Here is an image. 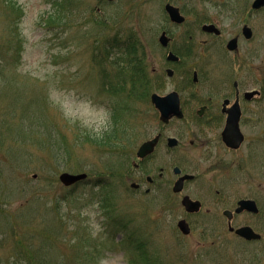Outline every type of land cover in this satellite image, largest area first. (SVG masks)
<instances>
[{"label": "rangeland", "instance_id": "obj_1", "mask_svg": "<svg viewBox=\"0 0 264 264\" xmlns=\"http://www.w3.org/2000/svg\"><path fill=\"white\" fill-rule=\"evenodd\" d=\"M168 1L70 0L54 5L50 0H0V264H27L23 248L31 264H140L127 234L108 226L115 217L128 221L131 241L145 243L148 257L159 264H264V9L251 13L253 0H180L176 6L186 24L174 27L163 11ZM243 17L253 29V40L241 38L237 55L219 56ZM100 18L105 23L97 27ZM203 18L218 26L219 38L200 31L196 21ZM163 30L172 39L170 46L184 45L189 35L193 43L192 56L172 78L165 73L172 66L157 42ZM130 43L141 48L148 78L160 79L159 94L179 91L185 110V119L165 130L180 140V147L169 157L162 145L140 171L132 169V160L123 163L111 154L108 143L113 151L129 142L136 150L161 131L149 102L136 101L131 114L122 113L116 139L96 142L112 127L113 112L120 117L121 104L112 110L111 99L98 88L100 80L113 79L118 67L127 66L124 47ZM228 62L236 63L235 69L239 63L251 65L255 79L233 69L230 75ZM184 69L204 74L196 94L212 98L218 110L231 95L234 80L242 90L263 89L253 103H241L245 141L240 149L229 151L218 141L223 123L206 135L205 147L188 146L191 117L199 104L183 91ZM177 163L196 175L181 194L171 192L176 179L171 167ZM64 172L87 173L90 182L64 187L59 181ZM146 176L154 178L153 185ZM133 182L141 188L130 189ZM105 190L113 203L110 211L102 205ZM183 195L201 201L202 210L186 214ZM242 198L254 199L261 210L256 217L234 218L235 224L247 223L262 235L249 246L236 244L242 242L227 231L222 216ZM180 219L190 225L187 236L177 229Z\"/></svg>", "mask_w": 264, "mask_h": 264}, {"label": "water", "instance_id": "obj_2", "mask_svg": "<svg viewBox=\"0 0 264 264\" xmlns=\"http://www.w3.org/2000/svg\"><path fill=\"white\" fill-rule=\"evenodd\" d=\"M263 6H264V0H255V2L253 3V7L256 9H259ZM166 11L168 12V14H169V16L173 22L178 23V24L183 22L184 19H183V17L180 16L178 9H176L170 5H167ZM203 29L206 31H209V32H214L215 34H219V31L214 26H211V25L210 26H204ZM244 34H245L246 38L249 39L251 37L252 33H251L250 29H245ZM160 41H161L162 45L167 44V39L164 36V34L160 38ZM236 46H237L236 40H232L228 44V48L230 50H234L236 48ZM168 59L177 60V58L175 56H173L172 54L169 55ZM255 94H257V92L246 93L245 96L247 99H251ZM151 100H152V103L154 104V106L160 111V114H161L160 119L163 122H168V120L173 116H176L178 118L182 117V112L180 110V100H179V96L176 92L170 93L169 95H167L165 97H160V96L154 94V95H152ZM239 118H240V109H239L238 103L236 102L235 105L229 111L228 118L226 121V126H225V129H224L223 134H222L224 142L228 146H231L233 148L239 147L240 143L243 141V136L241 135V133L239 131V125H238ZM157 140H158L157 138H154L151 141L144 143L139 148V150L137 152V156L139 158H145L146 156L151 154L154 150V147L157 143ZM176 145H177V141L175 139L169 140V146L173 147ZM175 172L179 173V170L175 169ZM85 177H86V175H84V174H82V175H71L68 173H63L60 176V180L62 181V183L64 185L68 186V185H71V184L78 182L79 180L84 179ZM184 179H192V176H185L184 178H181L176 183V185L174 187V191L178 192L182 189V183H183ZM182 204L184 205V207L186 208V210L188 212H195L199 209V206H200L199 202H193L188 197L183 199ZM239 206L240 207L237 209V212H241L243 209H247V210L252 211L254 213L257 212L256 205L252 201H241V202H239ZM178 226L184 234L189 233V229H188V226L185 223V221L179 222ZM236 233L239 234L240 236L248 239V240L260 238V236L256 233H254L250 228L239 229L236 231Z\"/></svg>", "mask_w": 264, "mask_h": 264}, {"label": "flooded vegetation", "instance_id": "obj_3", "mask_svg": "<svg viewBox=\"0 0 264 264\" xmlns=\"http://www.w3.org/2000/svg\"><path fill=\"white\" fill-rule=\"evenodd\" d=\"M242 21L244 24L246 22V18L243 17ZM241 29H242V26H241ZM241 29L239 31H241ZM227 53H229V52H227ZM237 90H238L239 96H240V93H242V92L240 91L239 84L237 83V88L234 87V84H233V92H232L233 97H236ZM225 99L230 100V98H225ZM225 99H223V101ZM230 103H231V101H230ZM221 107H222V105H221ZM198 109L203 110V112L201 113V115H198V113L200 111L196 110L194 115L192 116L191 122H190L191 126L193 127V134H192V138L189 140V146L192 148H194L195 144H197L200 148L205 147L206 144L209 142V140L206 137V134L212 132L213 131L212 126H218L220 124V121H224V118H225V114L222 112V108H220V111H218V109L216 108V106L213 103L212 98H208V99L204 100L199 105ZM164 133H166V132H164ZM160 135H161V139L159 142L160 147L164 144V147H165V149H163L164 154H165V156L168 155L170 157V155L173 153V150H170L169 148L167 149L168 136H166L165 134L163 136L162 133H160ZM148 160H144V161L147 162ZM146 162L140 163L137 169L138 170L142 169Z\"/></svg>", "mask_w": 264, "mask_h": 264}, {"label": "trees", "instance_id": "obj_4", "mask_svg": "<svg viewBox=\"0 0 264 264\" xmlns=\"http://www.w3.org/2000/svg\"><path fill=\"white\" fill-rule=\"evenodd\" d=\"M50 2L54 5H57L58 3L62 2L64 4H69L70 0H50ZM134 68H136V65L134 64L133 66ZM130 80L134 81V82H139V81H145V78L143 76V72L133 69V74H131ZM135 84L136 83H132L131 84V88L132 90L135 89ZM114 127H116V121H114ZM116 135V128H113L111 132H109L107 135H105L104 138H102V140L100 141L102 144H105L107 142H109V140H111V138H114ZM115 153H117L118 155H122L124 154V152L122 150L120 151H114ZM134 247V249L138 252V254L142 257L143 259V264H152L150 259L147 257L146 252H145V245L142 243H133L132 245ZM24 245L21 244V248H23ZM24 258H29V255L25 253L24 248L22 250V255Z\"/></svg>", "mask_w": 264, "mask_h": 264}]
</instances>
